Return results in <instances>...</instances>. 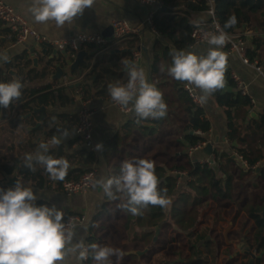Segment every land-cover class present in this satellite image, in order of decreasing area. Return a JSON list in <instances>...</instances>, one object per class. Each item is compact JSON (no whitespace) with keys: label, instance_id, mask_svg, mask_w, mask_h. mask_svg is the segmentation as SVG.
Returning a JSON list of instances; mask_svg holds the SVG:
<instances>
[{"label":"trees","instance_id":"trees-1","mask_svg":"<svg viewBox=\"0 0 264 264\" xmlns=\"http://www.w3.org/2000/svg\"><path fill=\"white\" fill-rule=\"evenodd\" d=\"M162 1L163 7L154 23L156 29L174 43L176 49L183 50L193 45L191 33L196 23L192 17L209 11L210 1H213L215 15L222 27L230 16L234 15L237 19L234 27L226 29L227 33H250L249 37L244 36L249 42L248 59L257 61L263 67L264 0ZM138 47L136 39L127 40L119 51H105L94 63V47H84L87 56L85 63L80 65L83 79L79 88L84 91L85 98L110 100L108 85L117 81L127 82V69L121 61L133 62V52ZM65 52L73 60V51ZM169 53V47L157 45L152 63V80L163 92L168 105L167 116L163 119H136L124 134L115 136L107 143L104 154L108 163V177L119 175L121 163L125 160H153L159 178L158 188L167 190L171 202L164 208L149 206L142 215L134 216L118 207L120 200L110 201L104 196L99 213L89 224L86 243L107 244L120 249L123 256L119 259L112 257V264H222V256L226 254L227 260L234 252L231 251L233 245L223 237L224 228L234 215L228 234H235L239 241L244 238L249 249L256 253L254 264H264V108L251 117L254 106L251 98L235 89L232 72L227 69L225 86L232 89L217 90L212 98L225 115L229 143L248 168H243L233 159L231 151L224 149L214 152L218 169L193 162L186 149L207 140L205 135L211 129V122L204 108L195 107L184 89L186 82L177 81L168 75L167 69L172 63ZM27 64L29 61H26ZM36 76H45V71ZM66 88L60 87V91ZM38 91L29 89L27 92L23 90V93L32 97ZM50 97L51 93H45L38 99L47 102ZM62 97L69 102L72 100L65 94ZM31 101H35V98ZM50 122L47 120L45 123ZM10 123L15 126L13 121ZM81 153L85 164L92 165L98 160L96 154L84 146ZM49 154L54 156L52 151ZM257 163H261L259 172L256 171ZM38 165H35V171H31L24 167V158H16L10 167L6 163L2 171L11 174L17 168L21 176L30 181L36 180L37 185L43 187L50 183L51 177ZM91 168L72 169L63 180H56V190H62L65 181L78 178ZM182 170L191 178L189 182L184 181V187H181L175 174ZM97 173V178H100L98 170ZM252 177L255 178L252 180ZM0 189L5 190L3 186ZM36 204L51 207L44 200L36 201ZM160 240L161 249L152 252ZM145 249L148 252L141 257L128 254ZM250 258L246 254L239 256L237 264H249ZM85 264H92L91 259Z\"/></svg>","mask_w":264,"mask_h":264},{"label":"clouds","instance_id":"clouds-1","mask_svg":"<svg viewBox=\"0 0 264 264\" xmlns=\"http://www.w3.org/2000/svg\"><path fill=\"white\" fill-rule=\"evenodd\" d=\"M94 0H29L28 11L37 23L54 22L63 27L74 18L82 16L85 9L93 6ZM237 24L230 16L223 27L217 23L215 31H203V40L208 45L206 55H197L193 50L172 49L171 66L168 75L192 86L200 103L225 86L228 54L223 51L230 42L226 29ZM199 27V22L196 23ZM0 61L8 62L7 55H0ZM127 69V82L108 85L111 100L123 110L134 112L139 120L163 119L168 105L163 92L155 83H150L143 68L131 61H121ZM24 84L13 77L0 82V107L7 109L13 101L19 100ZM47 142H41L34 153H26L24 167L35 171V165L44 167L53 180H63L70 167L63 157L55 158L50 150L70 138L76 129H57ZM95 151L102 152L103 145L96 144ZM95 191L110 201L120 200L122 210L142 215L149 206L167 207L170 204L166 189H159V178L155 162L145 158H132L121 163L119 175L95 178L85 177ZM38 196L33 188L17 178L14 187L0 189V264H83L91 259L92 264H112L123 252L111 245L88 244L84 238L77 239L78 227L87 231L86 225H79L74 217H67L63 209L55 205H37ZM75 241V242H74Z\"/></svg>","mask_w":264,"mask_h":264},{"label":"crops","instance_id":"crops-1","mask_svg":"<svg viewBox=\"0 0 264 264\" xmlns=\"http://www.w3.org/2000/svg\"><path fill=\"white\" fill-rule=\"evenodd\" d=\"M5 1L21 12L31 27L40 34L46 35L52 39H67L75 35L78 31L91 34H104L107 29L113 28V21L125 19L130 23H137L141 20H145L151 9V7L133 0H94L93 6L89 9H85L82 16L74 18L70 23L66 22L63 27H57L54 22L37 23L28 11L29 0ZM192 20L195 23L207 22L210 20L209 12L197 13L192 17ZM249 35L250 33L248 37ZM132 39L138 41V49L141 52V66L146 73L148 81L154 83L152 80V63L157 45L169 47L170 51L176 49V47L174 43L164 35L158 36L148 27H144L139 36H127L119 40L110 50L112 52L119 51L127 40ZM247 44L249 45L248 41ZM32 45L33 39L31 38L24 43L16 44L14 32L10 30L6 23L0 21V55H7L9 57L8 62L0 61V82H8L13 77H17L24 84L20 97V105L14 107L11 104L7 109L3 108V118L0 122V181L4 180L2 168H4L6 163L7 167H10L14 159H22L26 153H34L41 142H47L53 135H58L57 129L67 128L71 131L77 123L73 122V120H78L77 112L79 107L74 103L73 97L79 88L76 84H80L83 78L75 81V83H73L74 85L65 83V78L75 79L79 78L82 74L80 66L76 70L70 69L71 64L74 62L73 60L76 58L73 57V60H71L68 57L69 53L59 51L47 44H42L38 51L34 53L31 49ZM193 46H195L197 55H206L208 50L207 44H194L183 50L191 51L193 50ZM225 52L228 54L227 69H230L231 72H237L242 77L248 87L249 95L255 100L253 112L251 113V117H253L264 108V75H260L253 67L245 65L237 55L229 53L228 51ZM104 53L106 52L97 55L94 54L92 63H94L96 59L101 58ZM34 57L38 58V65H35L33 60ZM26 61H29V64L25 65ZM58 66H62L64 76L61 79H52L57 73ZM41 71H45V76H36V74ZM22 78L28 82L22 80ZM69 85L73 86L68 87ZM60 87L67 88L64 91H60ZM29 89L40 91L32 97H28L26 96V92ZM231 89L232 88L227 86L224 87V90ZM23 90L26 92L23 93ZM45 93H51L52 97H50L47 102H41L38 97ZM62 94H65L72 100H70V102L67 101L66 98L62 97ZM32 98H35V101L32 102ZM88 99L92 100L91 104L96 107L106 101L96 97ZM40 106H44L47 111V119L45 122L47 120L51 122H44L40 128L35 129L32 127L39 122L41 113L34 110ZM204 111L207 119L211 122V129L206 136L211 140L213 150L224 149L231 151L233 155H237L240 158L238 163L243 167L244 164L242 163V159L233 148L232 144L224 143V139L227 138L225 115L223 110L216 105L212 96L208 99L207 103H205ZM136 119L138 118L135 116L134 112L129 111V113H125L121 109L113 106L95 115L94 146L98 143L102 144L103 151L97 152L94 150L98 160L92 165L83 163V156L81 153L83 145L76 132L50 151H52L55 158L63 157L69 161L70 167L67 173L72 169H87L90 166H95L99 174H101V177H108L109 169L104 154L105 147L115 136L124 134ZM10 121H13L15 126L11 125ZM18 121H22L23 123ZM61 126L64 127L61 128ZM33 130L38 131L31 133ZM216 139L219 140L218 143H216ZM205 147L195 153L194 162L210 156L206 153ZM38 167L44 169L41 165H38ZM214 168L218 169L219 165ZM243 168H248V166L246 165V167ZM254 178L255 177H252V180ZM22 180L26 185L33 188L38 196L36 201L44 200L49 203L50 206L55 205L57 209H63L66 215L70 213L85 215L87 217V231L85 232L83 227L78 228L76 238H84L85 242H87L89 224L91 219L99 213L104 198L99 189L95 191L92 189L86 193L68 196L62 190H56L54 185L56 180L52 178L50 183H47L43 187L38 186L36 180L30 181L24 177ZM184 185V183L181 184V187H184ZM4 188L7 190V187ZM233 219L234 215L229 220L228 231H223V237L226 238L227 243L232 244L233 247L235 245L236 250L239 251L241 240L239 241L236 235L231 236L232 238L227 237L233 225ZM85 263L83 262V264ZM69 264H71V262H69Z\"/></svg>","mask_w":264,"mask_h":264},{"label":"built area","instance_id":"built-area-1","mask_svg":"<svg viewBox=\"0 0 264 264\" xmlns=\"http://www.w3.org/2000/svg\"><path fill=\"white\" fill-rule=\"evenodd\" d=\"M137 3L146 5L151 7L149 14L145 20H141L137 23H130L125 19H117L113 21V33L110 36H104L100 33H85L78 31L75 35L67 39H52L46 35L40 34L36 31L31 25L28 23L27 19L23 16V14L17 10L13 5L6 2L5 0H0V21L6 23L10 30L15 34V43L21 44L27 41L29 38L33 39V45L31 47L32 52H37L42 44L50 45L51 47L59 50V51H73L72 57L76 58L78 52L83 50L86 46L94 47L95 54H99L113 48L117 42L127 36H139L144 27H148L150 30L154 31L158 36H161L162 33L156 29L154 20L158 11L163 7L162 0H133ZM211 9L208 11L210 15V20L204 23H199V27L194 25V28L191 33V37L193 40V45L198 44H207L203 40V31H215V25L219 23L218 18L215 15V10L213 7V1H210ZM229 34V33H228ZM248 32H238L234 34H229L230 42L224 47L223 50L228 51L229 53H233L239 57V59L250 67H253L258 71L260 75H264V69L262 65H259L257 61L251 62L247 56L248 44L244 39L245 35H248ZM133 63L137 65V67L142 68L141 66V52L139 49L133 52ZM231 78L235 84V89L240 91L241 94L245 97L251 98L252 104H255V100L249 95L248 87L242 77L237 72L231 73ZM82 79V76L79 78H65V83L73 84L75 81ZM22 80L28 82L27 80ZM190 85L187 82L184 84V89L187 91L189 97L193 101L196 108H205V103H200L197 97L200 95L199 90L194 94L191 90ZM73 101L78 105L77 112V123L74 125V129H76V134L79 136L80 141L87 150L94 152V117L95 115L107 109L110 106L117 107L124 111L125 113H129V111L123 110L120 106L116 105L111 99L106 100L100 106H93L91 104L92 100L85 98V93L82 89L78 88ZM12 105L15 107L20 105V99L13 101ZM200 135H203L199 133ZM206 141H199L195 145L189 146L186 149L188 157L194 162V155L197 151L207 146L211 143V140L208 136H206ZM224 143L229 144L227 138L224 139ZM215 150L213 153L206 158H202L199 161L200 164H208L212 167L218 165V160L214 156ZM242 159V163L246 167V162ZM260 163H257L256 167H259ZM97 168L92 166L90 170L81 174L78 178L65 181L62 185V191L70 196L75 194L86 193L92 190L90 183L86 182L85 177H88L90 174L95 178L98 177ZM175 174L178 176L179 184H183L184 180L188 181L190 176L185 171H176ZM67 217H74L79 225H86L87 217L83 214H70ZM81 228V227H78ZM85 263V262H84Z\"/></svg>","mask_w":264,"mask_h":264},{"label":"water","instance_id":"water-1","mask_svg":"<svg viewBox=\"0 0 264 264\" xmlns=\"http://www.w3.org/2000/svg\"><path fill=\"white\" fill-rule=\"evenodd\" d=\"M113 33V28H109L104 32V36H110ZM56 53V52H55ZM87 56V52H85L84 50H80L77 54L76 59L74 60V62L71 64L70 69L71 70H76L79 68L80 64L85 63V57ZM35 65H38V58L34 57L33 58ZM64 76V71L62 66H58L57 67V73L52 77V79H61ZM79 83L76 84L77 87H79ZM34 111L40 112L41 113V118L39 120V122L32 128H40L42 126V124L45 122V120L47 119V111L46 108L44 106H40L38 108H36ZM3 118V107H0V122ZM64 126H61V128H63ZM218 139H216V143H218ZM205 151L208 155H211L213 153V145L212 143H209L206 147H205ZM233 159H235L237 162H239V157L237 155H233ZM243 167H245V165H243ZM260 168L257 167L256 171L259 172ZM4 173V180L0 181V186H4L7 187V189L14 187L17 178H22L23 176L19 175L18 169L16 168L14 170L13 173L8 174V173ZM159 231H157L158 234ZM148 252V249L145 250H134V251H130L128 252V254H132V255H137L139 257H141L142 255H144L145 253ZM240 253H244L246 255H250L251 258L249 260V264H254L255 261V257H256V253L252 252L249 247L246 245L244 238L241 239V246H240V250L237 251V255Z\"/></svg>","mask_w":264,"mask_h":264},{"label":"rangeland","instance_id":"rangeland-1","mask_svg":"<svg viewBox=\"0 0 264 264\" xmlns=\"http://www.w3.org/2000/svg\"><path fill=\"white\" fill-rule=\"evenodd\" d=\"M189 181H191V179H189L188 180V182ZM229 224V223H228ZM224 231H228V225L224 228ZM233 235H235V234H233V233H231V234H228V236L230 237V238H232L231 236H233ZM223 239V238H222ZM226 242H227V240H226ZM162 240H160V242L158 243V245L157 246H154L153 247V249H152V252H156V251H159L160 249H161V247H162ZM230 247H231V245H230ZM231 251H234L231 255H229L228 257H227V260H226V254H224L223 256H222V258H221V262H222V264H237L238 263V257H239V255L240 256H243V255H245L244 253H240V254H236L237 253V250H236V248H235V245H234V247L232 246V248H231ZM147 253H145L144 255H146ZM144 255H142V256H144Z\"/></svg>","mask_w":264,"mask_h":264}]
</instances>
